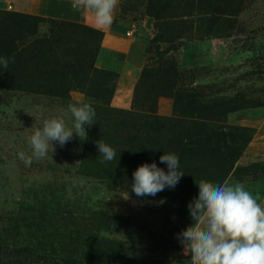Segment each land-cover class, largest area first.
I'll return each mask as SVG.
<instances>
[{"label": "rangeland", "instance_id": "1", "mask_svg": "<svg viewBox=\"0 0 264 264\" xmlns=\"http://www.w3.org/2000/svg\"><path fill=\"white\" fill-rule=\"evenodd\" d=\"M30 5L0 0V57L10 58L0 65V264H106L109 237L133 254L114 264H191L178 234L189 226L193 180L138 197L89 172L75 133L31 166L18 159L71 103L95 109L87 135L109 121L108 108L245 128L234 167L249 170L218 185H242L264 208V0H118L127 55L103 46L98 28ZM6 11L36 19L19 17L9 31Z\"/></svg>", "mask_w": 264, "mask_h": 264}, {"label": "clouds", "instance_id": "2", "mask_svg": "<svg viewBox=\"0 0 264 264\" xmlns=\"http://www.w3.org/2000/svg\"><path fill=\"white\" fill-rule=\"evenodd\" d=\"M118 0H71V7L87 11L99 28L110 26ZM10 58L0 57V65L7 69ZM70 114V119H66ZM96 112L90 103L78 102L68 105L60 116L46 119L42 129L30 137L31 155L21 151L17 154L25 166H31L33 158H45L49 150L54 152L53 141L63 147L73 138V133L87 139L84 125L95 122ZM71 124V126H69ZM99 154L105 161L116 157L115 149L103 140L97 141ZM168 171L155 162L138 166L133 173L132 189L136 196H155L165 187L175 188L181 176L177 154L165 152L160 156ZM199 195L189 203L194 223L178 234L185 254L191 255V264H264V208L242 185L214 184L201 179Z\"/></svg>", "mask_w": 264, "mask_h": 264}, {"label": "trees", "instance_id": "3", "mask_svg": "<svg viewBox=\"0 0 264 264\" xmlns=\"http://www.w3.org/2000/svg\"><path fill=\"white\" fill-rule=\"evenodd\" d=\"M6 13L11 19L5 23L9 31L18 28L19 17L36 19V16L30 14L8 11ZM107 112L111 114L109 121L88 133L82 146V158L85 161L89 160L88 164L86 162L84 164L92 175L103 177L113 186L124 184L132 186L134 171L144 163L155 162L159 168L167 172V164L160 161V156L165 152L177 154L180 161L179 170L184 173L183 178H187L190 183L193 180L191 202L198 198L197 183L201 179L218 185L232 169L249 170V167H234L235 160L248 138L244 133L245 128H239L241 133L228 134L208 130L205 118L199 115L173 114L171 117L163 118L152 111L132 113L113 108H108ZM112 119H115V122H112ZM98 140H103L115 149L116 157L112 161L101 163L103 157L97 148ZM251 165L256 166L255 163ZM183 187L187 189L186 185ZM183 221L188 222L189 226L194 223L191 215L183 218ZM107 240L109 245H116V248L112 253H108L110 260L106 264L122 263L124 255L128 257L133 255L122 251L118 239L109 237ZM147 261L150 260L145 262ZM124 262L126 264V261Z\"/></svg>", "mask_w": 264, "mask_h": 264}, {"label": "crops", "instance_id": "4", "mask_svg": "<svg viewBox=\"0 0 264 264\" xmlns=\"http://www.w3.org/2000/svg\"><path fill=\"white\" fill-rule=\"evenodd\" d=\"M29 4H31V9L35 13L55 14L67 19L85 22L92 27L98 28L102 32L101 42L106 48L119 50L125 55L131 50L132 42L131 44L127 43L121 35L124 23L122 20L117 19L118 6L114 11L113 23L110 26L99 28L95 24L92 14L87 11L74 10L71 7V0H29ZM126 32L130 31L126 30Z\"/></svg>", "mask_w": 264, "mask_h": 264}, {"label": "built area", "instance_id": "5", "mask_svg": "<svg viewBox=\"0 0 264 264\" xmlns=\"http://www.w3.org/2000/svg\"><path fill=\"white\" fill-rule=\"evenodd\" d=\"M127 33H129V32H127Z\"/></svg>", "mask_w": 264, "mask_h": 264}]
</instances>
